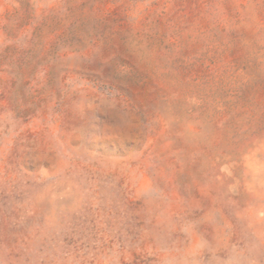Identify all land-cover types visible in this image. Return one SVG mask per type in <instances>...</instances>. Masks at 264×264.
<instances>
[{"label": "rangeland", "instance_id": "rangeland-1", "mask_svg": "<svg viewBox=\"0 0 264 264\" xmlns=\"http://www.w3.org/2000/svg\"><path fill=\"white\" fill-rule=\"evenodd\" d=\"M0 264H264V0H0Z\"/></svg>", "mask_w": 264, "mask_h": 264}]
</instances>
